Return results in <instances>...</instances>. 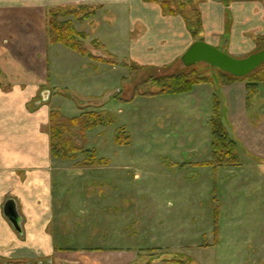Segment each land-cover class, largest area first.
I'll list each match as a JSON object with an SVG mask.
<instances>
[{"label": "rangeland", "instance_id": "374dc122", "mask_svg": "<svg viewBox=\"0 0 264 264\" xmlns=\"http://www.w3.org/2000/svg\"><path fill=\"white\" fill-rule=\"evenodd\" d=\"M80 7L94 8L65 5L51 9L61 8L57 19L69 20L74 30L84 36L79 45L90 58L85 57L82 62L91 63L94 68L107 67L94 79L86 78L90 70L80 65V56L55 44L47 52L52 60V79L63 72L67 80L59 82L66 83L64 86L72 88L77 95L92 92L95 98L88 102L75 99L78 115L70 100L63 109L65 117L96 112L111 123L85 134L72 128L64 135L62 147L70 141L79 150L70 155L76 161L67 163V173L108 176L115 181V188L112 191L111 185L108 188L103 182L101 192L92 200L82 195L87 202L82 205L88 211L99 210L93 226L97 229L80 231L75 240L67 241L66 247L129 251L138 255L133 264H264V158L251 159L245 152L246 142L241 140L235 127L221 118V105L216 96L211 99L203 92L151 96L156 91L146 84L154 78L190 71L217 79L220 76L217 69L206 64L186 69L180 63L163 70L132 68L121 53L114 57L100 46L102 43L107 49L116 48L125 40L127 23L110 12L98 10L92 14L90 9ZM192 8L198 11L196 5ZM1 17L5 21L0 26L5 30L27 31L20 13L0 12ZM83 17L87 19L81 20ZM2 38L0 41L4 42ZM35 40V52L41 51L42 35ZM253 46L251 53L231 57L243 59L263 50L264 35L256 36ZM29 55L21 53L16 58L22 63L34 62L42 73L44 55L38 60ZM81 73L83 77H79ZM258 86L261 92H257ZM198 89L203 91L205 87ZM246 96L248 112H251L248 125L262 132L264 82L250 87ZM255 111L262 116L253 118L252 124ZM215 113L238 147L237 167L209 165L210 120ZM234 124L239 127L237 121ZM121 129L129 137L128 145L115 144V135ZM87 152L105 160L106 166L89 167Z\"/></svg>", "mask_w": 264, "mask_h": 264}, {"label": "crops", "instance_id": "0c3cea01", "mask_svg": "<svg viewBox=\"0 0 264 264\" xmlns=\"http://www.w3.org/2000/svg\"><path fill=\"white\" fill-rule=\"evenodd\" d=\"M192 1L198 8L201 22V32L196 37L182 16L164 15L155 2L0 0V12L20 13L27 27V31L16 33L0 26V39L4 38V42L0 41V264H133L138 256L116 248L66 247L67 241L75 240L80 231L97 229L93 226L99 210L88 211L82 205L87 203L82 195L89 200L95 198L103 182L108 188L111 185L114 191L115 181L108 176L101 178L87 173L69 175L67 163L76 161V157L52 156L51 112L59 111L65 117L63 109L71 102L74 105L72 97L87 102L95 98L92 92L77 95L72 88L64 86L66 83L59 82L67 80L63 72L54 78L56 81L52 79V60L47 52L50 53L48 48L54 45L47 40L46 13L54 6L86 5L117 15L127 23L125 40L114 46L116 48L107 49L105 43L100 44L112 56L121 53L124 61L144 69L175 67L195 40L240 57L253 51L256 36L264 35V9L261 8L264 0ZM2 18L0 24L5 21ZM95 34L96 31L93 36ZM37 35H42L43 46L41 51L35 52ZM21 53L30 54L29 57L34 56L36 60L44 55L43 74L34 62H19L16 55ZM83 60L85 57L80 56V65L90 70L86 78L94 79L107 67L94 68ZM203 86V91L198 89ZM210 86L197 85L188 94L203 92L211 99L216 96L221 105V118L235 127L241 140L246 142L245 152L251 159H263L264 136L261 134L264 129L258 133L247 121L251 117L247 108V83L238 81L217 89ZM257 92H261V87L258 86ZM45 93H48L46 102L43 101ZM73 111L78 115L75 105ZM252 114H255L252 124L253 118L262 116L257 111ZM101 166L106 163L89 167ZM7 201L15 205L20 219L19 233L4 215Z\"/></svg>", "mask_w": 264, "mask_h": 264}, {"label": "trees", "instance_id": "16d2710c", "mask_svg": "<svg viewBox=\"0 0 264 264\" xmlns=\"http://www.w3.org/2000/svg\"><path fill=\"white\" fill-rule=\"evenodd\" d=\"M146 2L157 3L164 15H175L179 14L183 17L186 25L193 36H197L201 31V22L199 14L196 8H192L194 4L192 0H144ZM84 8L88 7H80ZM90 13L94 14L96 8H88ZM61 8L51 9L46 13V26L50 34V42L52 45L61 44L67 49L74 53L88 57L87 53L80 47L81 39L84 36L78 34L69 20L59 21V13ZM87 18L81 19L85 20ZM53 33V34H52ZM53 35V36H52ZM197 41V40H195ZM101 48L103 46L100 44ZM90 58V57H88ZM111 64L109 62H106ZM132 68H141L135 64H131ZM220 74L219 78L214 79L203 75L195 74L193 71L190 73H180L172 76L154 78L148 81L146 84L151 85L156 91L155 94H149L151 96L160 95H181L188 94L191 90L202 84H209L213 88L217 89L223 85H230L234 82L244 81L248 82L247 91L250 87L257 86V83L264 82V64H262L257 70L250 73L249 75L236 78L229 74L223 73L217 70ZM221 80V81H220ZM222 82V83H221ZM251 82V84L249 83ZM75 100L74 97H72ZM218 113V112H217ZM106 120V119H105ZM104 120V117L96 112L87 113L76 118H65L59 111H52L50 115V134H51V146L52 156L60 159H71L75 158L70 156L79 152L70 141H66L65 147H62V138L72 128H77L81 134H85L99 126H107L111 123L110 119ZM211 129V161L210 166L214 167H237L239 165V151L236 143L230 138L228 132L222 126L218 115L215 113L214 118L210 120ZM123 134V135H121ZM121 136V137H120ZM115 144L117 146H125L129 144V137L125 133L124 129L119 130L115 135ZM88 157V166L102 165L106 162L104 160H97L95 153H85Z\"/></svg>", "mask_w": 264, "mask_h": 264}, {"label": "water", "instance_id": "95a60500", "mask_svg": "<svg viewBox=\"0 0 264 264\" xmlns=\"http://www.w3.org/2000/svg\"><path fill=\"white\" fill-rule=\"evenodd\" d=\"M180 64L188 69L199 64H206L211 69H217L236 78H242L257 70L264 64V49L250 54L246 58L236 59L203 41H195L179 59ZM48 100V93L43 95V101ZM4 215L13 229L19 233V216L12 201L4 206Z\"/></svg>", "mask_w": 264, "mask_h": 264}]
</instances>
